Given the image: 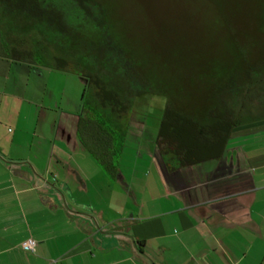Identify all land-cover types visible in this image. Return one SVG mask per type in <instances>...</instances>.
<instances>
[{
  "label": "crops",
  "instance_id": "obj_1",
  "mask_svg": "<svg viewBox=\"0 0 264 264\" xmlns=\"http://www.w3.org/2000/svg\"><path fill=\"white\" fill-rule=\"evenodd\" d=\"M12 61L0 42V264H264V116L234 128L219 159L167 171L159 153L141 183L138 161L126 176L94 148L96 123L80 111L51 139L40 138V105L32 126L17 121L14 97L27 93L9 85ZM197 84L181 110L204 120L219 99L204 77Z\"/></svg>",
  "mask_w": 264,
  "mask_h": 264
},
{
  "label": "trees",
  "instance_id": "obj_2",
  "mask_svg": "<svg viewBox=\"0 0 264 264\" xmlns=\"http://www.w3.org/2000/svg\"><path fill=\"white\" fill-rule=\"evenodd\" d=\"M211 1L216 11L221 12L227 44L221 48L224 52L211 58L203 51L192 54L188 49L180 59L196 61L192 66H181L180 62L173 61L155 68L149 67L146 59L137 60L140 56L124 41L121 26L125 25L127 17L122 15V10V14L119 12L120 6L115 5L117 0H0V42L12 60L49 66L52 65L47 62L44 44L58 46L66 56L75 55L82 48L90 51V59L83 58L75 64L84 80L89 79L95 88L88 95L94 111L100 110L103 114L91 116L96 123L92 138L100 142L98 146L94 144L96 147L115 144L117 138L125 141V132L116 137L112 125L104 120L107 118L113 123L126 115L130 105L125 104L124 98L129 96L127 102L133 103V92L137 94L135 99L144 96L148 89L166 97L158 133L159 153L167 171H179L222 157L234 128L252 115L253 111L247 108L249 93L257 89L260 92L259 86L264 84V0L241 2L236 7L229 0ZM249 5L254 15H245ZM238 21H242L245 30H236ZM213 22L209 23L210 27ZM34 34L39 39L34 41L33 47H26V37ZM200 60L207 63L201 64ZM55 61L52 67L68 70L67 59L56 57ZM96 65L113 72L118 70L115 83L108 82L110 79L105 73H83L82 67ZM167 69L168 73L164 74ZM142 72L158 82L151 83ZM138 74L140 78H136ZM202 77L214 86L207 92L213 89L219 102L204 120H199L196 115L184 114L181 108L190 102V96L199 94L197 81L199 83ZM157 88L160 90L156 91ZM85 94L83 101H87ZM106 152L111 156L117 154L112 148Z\"/></svg>",
  "mask_w": 264,
  "mask_h": 264
},
{
  "label": "rangeland",
  "instance_id": "obj_3",
  "mask_svg": "<svg viewBox=\"0 0 264 264\" xmlns=\"http://www.w3.org/2000/svg\"><path fill=\"white\" fill-rule=\"evenodd\" d=\"M102 1L109 2L110 0ZM229 1L234 6H239L241 2L253 3L252 0ZM115 5H119V12L122 14V10V15H125V18L127 17V22L121 26V31L125 38L124 41L130 44L131 48L140 56L137 60L144 61L146 59L149 67L151 65L155 68L164 67L167 63L173 61L180 62L178 64L181 66H192L191 64L196 61L180 59L186 55L188 49H190L192 54L203 51L207 58H211L223 51L222 49L227 44L228 35L225 31L224 22L221 20V12L216 11L215 5L211 0H117ZM253 13L252 6L249 5L245 15H254ZM210 22H213V27H210ZM245 29L246 27L242 25V21H238L236 30ZM181 37L183 38L180 39ZM26 38L28 42L25 46L30 48L33 47L32 44L39 39V36L34 34ZM43 46L46 47L48 64L55 66L56 57L65 58L69 62L68 70L44 65L41 62L39 64V62L28 63L13 60V65L10 69L12 71L9 72V85H11L13 91L17 89L27 93L24 95V98H27V102L24 98L19 101L18 98L14 97V109L23 107L21 108L22 115L19 116L17 121L20 119V122L25 124L26 127L32 126L35 117L33 112L37 109V105H40V113L43 112L40 115V138L51 139L56 126L57 128L61 126L70 130L73 129L76 121L75 115H78L79 111L89 118L100 114L102 116L103 114L100 110L94 111L95 108L88 100V95L95 91V88L88 78H86L88 81L84 80L82 73L75 64V62L78 63L83 58L86 61L90 59V51L82 48L75 53L76 56L70 54L66 56L58 46L49 47L45 46V44ZM199 63L205 64L207 60H200ZM82 71L85 75H90L92 71H95L97 75L105 73L104 76L109 78L110 81H107L111 83H115L114 80H117L119 75L118 70L113 72L112 70L104 69L100 65L87 69L82 67ZM168 71L169 69L167 71L164 70L163 73L166 74ZM142 73H144L142 76L144 75L145 79L148 80L150 78L148 73ZM140 74L136 78H140ZM259 89L260 92L257 89L255 93L252 92L248 95V107L253 112L246 119L264 116V94H262L264 84L259 86ZM8 91H10V88ZM84 94L87 101H83ZM132 95L133 103L127 102L129 96L128 99L124 98L123 100L125 104L130 105V108L121 120H114L113 123L107 118H104V120L109 126L112 125L116 137L119 135L118 133L125 132L124 142H120L117 138L115 144L108 145L109 148H112L117 153L114 155V161H117L116 164L120 166L126 176H129L131 171L137 169L135 162L137 164L138 161L140 174L135 180H139L142 183L145 180L144 174L151 173V175H154V172L159 170L155 156L160 152L158 133L167 100L166 97L158 95L154 91L152 92L151 89H148L144 96L136 97L135 99L134 97L137 94L133 92ZM28 100L32 103H29L30 101ZM26 107H30L29 110ZM250 109L248 108L249 111ZM98 142L99 140L95 139L93 141L97 146ZM103 146L104 149L100 147L94 148L98 149V152L106 153L108 151L107 145L104 144ZM48 154L49 147L45 143L42 147L43 158H46ZM153 162H156V164H153ZM86 171L92 176V180H95L94 172L92 173L93 169L87 167ZM111 194L109 199H111V196H115V194ZM134 196L139 201V204L145 201V195L140 187L136 188ZM134 196L125 195V200L129 201V208L136 206ZM140 214L144 216L150 213L145 210V212H140Z\"/></svg>",
  "mask_w": 264,
  "mask_h": 264
},
{
  "label": "built area",
  "instance_id": "obj_4",
  "mask_svg": "<svg viewBox=\"0 0 264 264\" xmlns=\"http://www.w3.org/2000/svg\"><path fill=\"white\" fill-rule=\"evenodd\" d=\"M36 247H37V242L34 239H28L22 244V248L31 253L35 252Z\"/></svg>",
  "mask_w": 264,
  "mask_h": 264
}]
</instances>
